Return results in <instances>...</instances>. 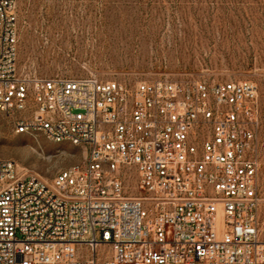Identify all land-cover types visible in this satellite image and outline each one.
Here are the masks:
<instances>
[{"label": "built area", "instance_id": "2783aa9c", "mask_svg": "<svg viewBox=\"0 0 264 264\" xmlns=\"http://www.w3.org/2000/svg\"><path fill=\"white\" fill-rule=\"evenodd\" d=\"M16 3L0 0V116L86 156L51 184L0 159V264H264L257 86L24 76Z\"/></svg>", "mask_w": 264, "mask_h": 264}, {"label": "rangeland", "instance_id": "374dc122", "mask_svg": "<svg viewBox=\"0 0 264 264\" xmlns=\"http://www.w3.org/2000/svg\"><path fill=\"white\" fill-rule=\"evenodd\" d=\"M20 74L136 84L145 80L250 81L260 100L264 240V0H17ZM85 150L43 134L17 135L0 116V159L51 184ZM138 196L133 184L127 191Z\"/></svg>", "mask_w": 264, "mask_h": 264}]
</instances>
